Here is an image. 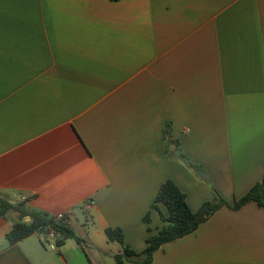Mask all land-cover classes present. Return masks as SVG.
I'll return each mask as SVG.
<instances>
[{
	"label": "crops",
	"instance_id": "crops-1",
	"mask_svg": "<svg viewBox=\"0 0 264 264\" xmlns=\"http://www.w3.org/2000/svg\"><path fill=\"white\" fill-rule=\"evenodd\" d=\"M263 177L264 0H0V197L71 213L84 242L10 245L11 211L0 264H118L106 229L142 252L167 180L196 212ZM154 264H264V208L219 210Z\"/></svg>",
	"mask_w": 264,
	"mask_h": 264
},
{
	"label": "trees",
	"instance_id": "trees-1",
	"mask_svg": "<svg viewBox=\"0 0 264 264\" xmlns=\"http://www.w3.org/2000/svg\"><path fill=\"white\" fill-rule=\"evenodd\" d=\"M110 1L118 2L120 0ZM213 192V200L204 203L198 211L194 212L188 203L187 194L174 181L167 180L160 187L151 209L143 218L144 223L149 225L152 214L157 212L162 226L155 234H152L151 228L148 227L149 236L146 239V248L142 252H136L126 245L125 234L121 228L106 229L107 239L123 247V253L116 256L117 263L154 264V255L162 246L195 233L201 225L208 222L223 208L239 211L250 202H255L259 207L264 208V177L245 196L233 203L225 200L216 189ZM162 207L166 209V213L162 212ZM11 211L18 213L19 220L7 235L10 245L18 244L34 234L46 235L50 231H55L58 235L60 247L67 240H75L80 245L84 243L70 228L67 219L56 220L55 216L39 210L28 209L23 203L12 204L7 199L0 197V218L6 219ZM27 217L30 218V222H25Z\"/></svg>",
	"mask_w": 264,
	"mask_h": 264
},
{
	"label": "built area",
	"instance_id": "built-area-1",
	"mask_svg": "<svg viewBox=\"0 0 264 264\" xmlns=\"http://www.w3.org/2000/svg\"><path fill=\"white\" fill-rule=\"evenodd\" d=\"M22 202L27 201V197H22L21 199ZM71 213L69 212H64L56 215V220H63L67 219L70 217ZM43 241L46 244V246L51 250V251H58L59 250V245H58V235L56 234L55 231H50L48 234L43 235Z\"/></svg>",
	"mask_w": 264,
	"mask_h": 264
},
{
	"label": "water",
	"instance_id": "water-1",
	"mask_svg": "<svg viewBox=\"0 0 264 264\" xmlns=\"http://www.w3.org/2000/svg\"><path fill=\"white\" fill-rule=\"evenodd\" d=\"M170 150L173 152V155H174L175 158H180V157H181V152H180V150L178 149V147H177L176 145H174V144L171 145V146H170ZM185 162H186V163H189V161L186 160V159H185ZM199 175H200L202 178L205 177V174H204L203 172H199Z\"/></svg>",
	"mask_w": 264,
	"mask_h": 264
},
{
	"label": "rangeland",
	"instance_id": "rangeland-1",
	"mask_svg": "<svg viewBox=\"0 0 264 264\" xmlns=\"http://www.w3.org/2000/svg\"><path fill=\"white\" fill-rule=\"evenodd\" d=\"M200 176V175H199ZM211 187V186H210ZM215 189V188H214ZM214 189H212L214 191ZM213 195H214V192H213ZM129 264H133V263H129Z\"/></svg>",
	"mask_w": 264,
	"mask_h": 264
}]
</instances>
